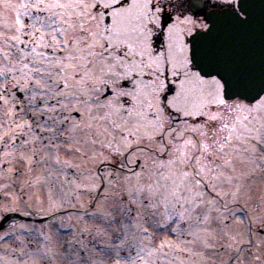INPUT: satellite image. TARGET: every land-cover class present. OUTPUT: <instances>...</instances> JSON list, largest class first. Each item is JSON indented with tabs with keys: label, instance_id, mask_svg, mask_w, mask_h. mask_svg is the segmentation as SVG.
Listing matches in <instances>:
<instances>
[{
	"label": "snow or ice",
	"instance_id": "6c2138e0",
	"mask_svg": "<svg viewBox=\"0 0 264 264\" xmlns=\"http://www.w3.org/2000/svg\"><path fill=\"white\" fill-rule=\"evenodd\" d=\"M0 199V264H264V0H0Z\"/></svg>",
	"mask_w": 264,
	"mask_h": 264
},
{
	"label": "rangeland",
	"instance_id": "374dc122",
	"mask_svg": "<svg viewBox=\"0 0 264 264\" xmlns=\"http://www.w3.org/2000/svg\"><path fill=\"white\" fill-rule=\"evenodd\" d=\"M105 170H108V169H105ZM37 174H39V173H37ZM257 195H258V193H257ZM6 203V201L5 200H3V199H0V205H3V204H5ZM17 207L19 208V206L17 205ZM34 208H35V206H33ZM20 209V211H22V212H25V211H30V209H26V208H19ZM2 207H0V214H1V212H2ZM36 210V209H35ZM13 212H16V211H13ZM13 212H10L9 214H11V213H13ZM35 217H40V216H37L36 215V212H35V215H34ZM46 219V218H45ZM21 223H22V221H20ZM48 222H46V224H47ZM22 224H24V225H26V226H31V227H36V228H38V227H40L42 224H33V223H30V222H27V223H22ZM10 224L9 223H6L2 228H0V233H2L3 231H5V230H7L8 229V226H9ZM70 229H66L65 231H69ZM28 235H30V234H28ZM31 239L33 240V239H35V237L34 236H32L31 235ZM42 239V238H41Z\"/></svg>",
	"mask_w": 264,
	"mask_h": 264
}]
</instances>
